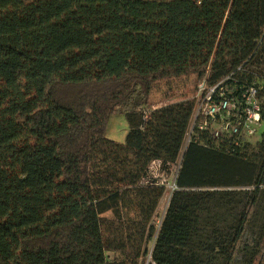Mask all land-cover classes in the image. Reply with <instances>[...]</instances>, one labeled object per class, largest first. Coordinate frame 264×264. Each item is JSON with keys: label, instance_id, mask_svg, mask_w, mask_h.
Wrapping results in <instances>:
<instances>
[{"label": "trees", "instance_id": "16d2710c", "mask_svg": "<svg viewBox=\"0 0 264 264\" xmlns=\"http://www.w3.org/2000/svg\"><path fill=\"white\" fill-rule=\"evenodd\" d=\"M230 74L264 85V0H0V264H264V134L243 167L252 144H191L158 232L165 186L145 183L195 106L156 88Z\"/></svg>", "mask_w": 264, "mask_h": 264}, {"label": "built area", "instance_id": "2783aa9c", "mask_svg": "<svg viewBox=\"0 0 264 264\" xmlns=\"http://www.w3.org/2000/svg\"><path fill=\"white\" fill-rule=\"evenodd\" d=\"M263 88V81L243 83L234 79V74L213 85L208 84L205 79L200 81L181 150V160L177 162L179 169L183 154L191 144L231 155L244 151L251 145L252 137L264 123L263 102L259 97ZM152 165L156 171H162L160 161L151 164L150 172L154 167ZM174 188L178 189L176 181Z\"/></svg>", "mask_w": 264, "mask_h": 264}, {"label": "rangeland", "instance_id": "374dc122", "mask_svg": "<svg viewBox=\"0 0 264 264\" xmlns=\"http://www.w3.org/2000/svg\"><path fill=\"white\" fill-rule=\"evenodd\" d=\"M27 1H33V0H27ZM197 79L195 77H184L180 79L173 80L170 83H162L160 84L153 96V103L152 104H159V103H167V104H173L180 101H186L191 100L196 102V88H197ZM195 104V103H194ZM129 131V125L126 120V116L124 113H118L111 117L108 128H107V137L119 142L124 143L126 139V135ZM264 134V123L260 125V127L257 130V133L255 136L252 137V146L247 149V151L244 153L246 154L244 159H242L240 166L243 167L245 163H248L246 159L254 158L250 160L253 162L256 158V156L259 154V144L262 142ZM246 158V159H245ZM181 160V157L179 158ZM239 165V164H238ZM154 166V165H152ZM152 169V172L149 170V177L145 180V183H148L149 181H155V183L165 186V193L163 198L161 199L158 209L155 213V219L154 223L157 228V232L160 229V224L162 222V219L164 218L168 207L170 203V199L172 197L173 192L175 191L174 184L176 181V175L179 170V165L176 163L173 165L170 170H164V171H156L155 166ZM237 169V168H236ZM235 177V175H234ZM234 180L243 181L240 178H234ZM242 190H248L246 188H241ZM264 189V188H262ZM204 190L208 191H216V190H240L239 188H206ZM254 224L258 227H261L264 223V192L259 197V206L258 210L254 216ZM154 245L151 244V250L153 249ZM239 264H243L240 262Z\"/></svg>", "mask_w": 264, "mask_h": 264}]
</instances>
